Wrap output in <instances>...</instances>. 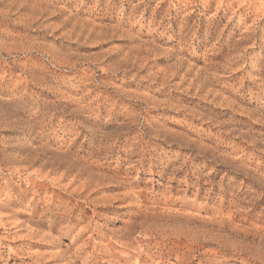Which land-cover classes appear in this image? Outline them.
Masks as SVG:
<instances>
[{"label": "rangeland", "instance_id": "374dc122", "mask_svg": "<svg viewBox=\"0 0 264 264\" xmlns=\"http://www.w3.org/2000/svg\"><path fill=\"white\" fill-rule=\"evenodd\" d=\"M0 264H264V0H0Z\"/></svg>", "mask_w": 264, "mask_h": 264}, {"label": "bare ground", "instance_id": "6f19581e", "mask_svg": "<svg viewBox=\"0 0 264 264\" xmlns=\"http://www.w3.org/2000/svg\"><path fill=\"white\" fill-rule=\"evenodd\" d=\"M49 235V234H48ZM61 255V254H60ZM64 260V259H63ZM65 261V260H64ZM67 263V262H66Z\"/></svg>", "mask_w": 264, "mask_h": 264}]
</instances>
